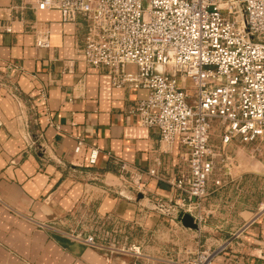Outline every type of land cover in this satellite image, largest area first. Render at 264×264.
I'll list each match as a JSON object with an SVG mask.
<instances>
[{"label": "crops", "instance_id": "obj_1", "mask_svg": "<svg viewBox=\"0 0 264 264\" xmlns=\"http://www.w3.org/2000/svg\"><path fill=\"white\" fill-rule=\"evenodd\" d=\"M44 34L48 46L39 47L35 38ZM84 35L81 17L63 21L58 9L35 8L33 0H0V264H124L129 256L72 239L70 223L59 219L88 195L92 213L132 226L151 196L164 203L176 196L167 180L182 163V148L175 141L166 149L155 128L129 113L145 89L114 87L107 73L85 63ZM8 62L22 70L5 73ZM77 136L85 140L79 153ZM88 146L99 150L94 165ZM120 162L155 170L157 177L142 175L144 196L124 182L130 175L120 173ZM237 216L241 225L211 264H264V209L244 207ZM156 220L149 217L147 226Z\"/></svg>", "mask_w": 264, "mask_h": 264}, {"label": "built area", "instance_id": "obj_2", "mask_svg": "<svg viewBox=\"0 0 264 264\" xmlns=\"http://www.w3.org/2000/svg\"><path fill=\"white\" fill-rule=\"evenodd\" d=\"M33 3L38 9H58L63 21L81 17L85 63L107 73L114 87L147 91L145 97L135 99L129 113L141 125L155 128L166 149L176 141L183 150L182 163L167 180L175 198L164 203L151 196L149 204L167 217L180 210L189 213L198 230L202 228L209 186H219L224 181L222 174H227V164L222 174L218 172V153L211 141L213 128L218 130L222 160L227 158L226 146L233 141L264 145V0ZM35 43L48 46V36H37ZM129 65L134 69H128ZM5 66L7 74L22 70L16 62ZM39 98L46 100L43 87L39 88ZM84 145L83 136H77L74 152L79 153ZM86 151L87 163L94 165L98 148L88 146ZM119 168L121 174L129 173V184L143 196L146 184L142 175L157 177L155 170L125 162H120ZM88 215L95 223L88 231L78 229L79 224L83 226L80 220L73 224L59 219L58 223H70L69 236L88 247L129 256L131 260L124 264H156L139 246L115 247L119 241L114 230L105 229L111 220L108 215ZM227 245L228 241L190 258L167 259L162 264H211Z\"/></svg>", "mask_w": 264, "mask_h": 264}, {"label": "rangeland", "instance_id": "obj_3", "mask_svg": "<svg viewBox=\"0 0 264 264\" xmlns=\"http://www.w3.org/2000/svg\"><path fill=\"white\" fill-rule=\"evenodd\" d=\"M211 141L218 153V172L225 171L224 164H227V174H222L224 181L219 186L210 184L209 193L204 203L206 221L202 228L194 230L184 227L177 220V212L171 217L158 214V209L152 208L151 204L143 205V214L134 224H121L117 218L109 216L110 222L105 226L106 230H114V236L119 241L115 246L121 244L128 248L132 245L139 246L142 254L155 260L156 264H162L167 259H184L192 257L198 251L205 248H216L221 243L227 242L232 232L240 225L237 212L244 207L258 210L264 205V145L243 144L233 141L226 146V159L222 160L219 149L218 130L215 126L211 132ZM223 158L225 156L223 155ZM129 184V181H124ZM132 188V187H131ZM88 195L81 200L79 210L70 215L61 217L62 222L76 224L82 221L83 226L79 230H89L91 223L92 201ZM88 209L87 214L80 213L81 209ZM82 210V211H83ZM94 214V213H93ZM99 217L107 215L95 214ZM149 217H155V228L147 226ZM172 219V220H171ZM237 224V225H236ZM239 224V225H238ZM65 225V224H62ZM99 226V224H97ZM219 239L223 241L217 243ZM105 241V240H102Z\"/></svg>", "mask_w": 264, "mask_h": 264}, {"label": "water", "instance_id": "obj_4", "mask_svg": "<svg viewBox=\"0 0 264 264\" xmlns=\"http://www.w3.org/2000/svg\"><path fill=\"white\" fill-rule=\"evenodd\" d=\"M142 196V193H138L139 198ZM176 218L184 227L194 230L198 229L197 223L193 220V217L189 213L180 210L177 212Z\"/></svg>", "mask_w": 264, "mask_h": 264}]
</instances>
